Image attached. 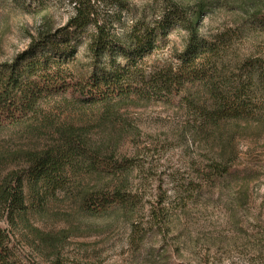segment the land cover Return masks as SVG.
Wrapping results in <instances>:
<instances>
[{
    "label": "trees",
    "instance_id": "obj_1",
    "mask_svg": "<svg viewBox=\"0 0 264 264\" xmlns=\"http://www.w3.org/2000/svg\"><path fill=\"white\" fill-rule=\"evenodd\" d=\"M74 2V14L64 25L38 30L24 51L0 64V133L32 127L52 129L58 137L46 148L19 153L27 166L23 175L12 173L0 182V264H23L7 227L14 228L26 210L24 178L33 191H43L40 196L49 199L67 189L71 169L80 166L86 175L112 183L83 197L84 212L95 216L136 208L137 196L128 184L135 162L118 155L116 146L93 144L85 126L57 124L65 112L92 110L106 117L132 100L176 104L187 111L189 134L202 141L210 128L264 120V0L188 4L162 0L157 7L140 10L119 6L114 16L106 18L97 14L91 0ZM216 13L235 16V28L203 36V20ZM174 32L185 35L182 50L170 59L156 57ZM81 48L88 58L84 74L77 68ZM221 152L201 166L191 190L204 194L210 184L236 178L239 183L231 186V203L245 206L253 173L236 163L233 150ZM4 159H0L1 168L6 165ZM193 198H179L178 210L190 207L188 200ZM159 203L150 226L164 232L175 209ZM259 220L258 227L264 230L262 213ZM141 223H131V231L135 233ZM199 264H205L204 256Z\"/></svg>",
    "mask_w": 264,
    "mask_h": 264
},
{
    "label": "rangeland",
    "instance_id": "obj_2",
    "mask_svg": "<svg viewBox=\"0 0 264 264\" xmlns=\"http://www.w3.org/2000/svg\"><path fill=\"white\" fill-rule=\"evenodd\" d=\"M74 1L0 0V64L24 51L38 30L64 25L74 14ZM161 1L91 0V4L106 18L114 16L119 6L140 10L157 7ZM193 1L180 0L183 4ZM235 21L229 13H216L203 20L201 33L209 37L232 30ZM184 39L183 32L172 33L169 45L156 57L170 59L182 50ZM77 68L83 74L88 70L83 48ZM65 113L57 124L85 126L93 144L116 146L118 155L135 162L128 184L137 196L136 208H117L95 216L84 212L83 197L112 183L86 175L80 166L71 169L67 189L49 199L40 196L43 191H33L24 178L26 210L14 228L2 224L12 232L23 264H199L201 256L205 264H264V230L257 221L259 213L264 215V120L210 128L202 141L189 134L187 111L176 104L132 100L112 116L92 110ZM53 132L21 127L0 133V159L5 158L6 164L0 167V182L12 173L23 175L27 166L18 154L55 144L58 137ZM221 149L233 150L236 163L253 173L245 206L231 203V186L239 183L236 178L230 183L216 181L204 194L191 190L201 166L221 155ZM188 196H194L188 200L190 207L178 210V199ZM163 201L162 206L175 210L167 231L160 232L150 223L154 208ZM134 222H142L135 233L130 227Z\"/></svg>",
    "mask_w": 264,
    "mask_h": 264
}]
</instances>
